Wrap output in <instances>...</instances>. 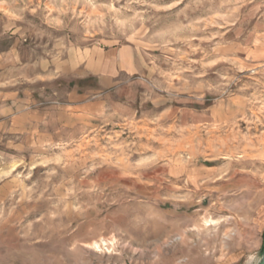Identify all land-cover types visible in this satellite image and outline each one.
Masks as SVG:
<instances>
[{
    "label": "rangeland",
    "instance_id": "rangeland-1",
    "mask_svg": "<svg viewBox=\"0 0 264 264\" xmlns=\"http://www.w3.org/2000/svg\"><path fill=\"white\" fill-rule=\"evenodd\" d=\"M263 247L264 0H0V264Z\"/></svg>",
    "mask_w": 264,
    "mask_h": 264
},
{
    "label": "crops",
    "instance_id": "crops-1",
    "mask_svg": "<svg viewBox=\"0 0 264 264\" xmlns=\"http://www.w3.org/2000/svg\"><path fill=\"white\" fill-rule=\"evenodd\" d=\"M99 51V50H98ZM100 52V51H99ZM101 54V52L99 53ZM126 62L123 61V59L121 58L120 61H118L117 63H109V64H105V61H102L101 63V59H99L96 62H93L90 64V62H87L86 65H84L83 67V72L85 74H95L99 77L100 83H101V75H103V77H116L119 72L123 69L126 68ZM105 71H108L105 73ZM104 81V79H103Z\"/></svg>",
    "mask_w": 264,
    "mask_h": 264
},
{
    "label": "water",
    "instance_id": "water-1",
    "mask_svg": "<svg viewBox=\"0 0 264 264\" xmlns=\"http://www.w3.org/2000/svg\"><path fill=\"white\" fill-rule=\"evenodd\" d=\"M257 264H264V247L261 253V259L259 260V262Z\"/></svg>",
    "mask_w": 264,
    "mask_h": 264
},
{
    "label": "bare ground",
    "instance_id": "bare-ground-1",
    "mask_svg": "<svg viewBox=\"0 0 264 264\" xmlns=\"http://www.w3.org/2000/svg\"><path fill=\"white\" fill-rule=\"evenodd\" d=\"M96 247L99 246L98 244L95 245Z\"/></svg>",
    "mask_w": 264,
    "mask_h": 264
}]
</instances>
